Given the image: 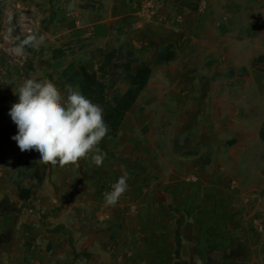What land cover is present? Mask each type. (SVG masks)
I'll return each instance as SVG.
<instances>
[{
    "label": "crops",
    "instance_id": "1",
    "mask_svg": "<svg viewBox=\"0 0 264 264\" xmlns=\"http://www.w3.org/2000/svg\"><path fill=\"white\" fill-rule=\"evenodd\" d=\"M99 1L102 8L96 10L81 8V0H57L56 5L47 0L48 12L55 14L56 7L61 23L56 24L51 14L40 20L34 33L43 35L44 43L38 51H25L33 60L20 71L19 80L51 79L63 89L58 80L63 67L74 61L96 71L101 60L95 49L116 41L135 53L138 66L146 64L152 70L131 109L137 121L176 115L177 109L175 112L169 102L178 101L180 81H151L154 70L172 64L176 57L166 65H157L158 51L173 45L177 53L176 45L191 40L210 62L211 39L227 38L232 21L225 17L215 28L210 13L217 0ZM147 3L153 5L152 10L147 9ZM0 4L4 14L5 5ZM219 4L224 8L229 3L220 0ZM262 20L250 21L245 27L247 42L238 45L234 58L240 68L248 70L250 62L264 53L261 42L262 47L253 46L256 36L259 41L264 38ZM202 37L206 41L198 39ZM57 49L63 51L62 56H54ZM89 53L94 60L89 61ZM10 84L11 97L3 105L7 120L0 123V264H184L201 253H220L225 264H264V169L251 153L257 143L264 145V127L249 128L243 111L224 117V107L210 103L225 95L205 96L201 112L218 116L213 113L216 119L208 123L209 129L201 125L195 150H207L217 143L224 152L227 143L217 141L218 136L229 139L228 144L235 141L228 151L231 154L234 149L235 157L213 154L206 165L196 159L166 158L161 153L152 158L156 148L150 140L152 129L142 131L128 118L130 111L117 138L101 143L107 154L102 166L90 159L80 160L79 166L46 165L42 186L33 190L29 201L21 202L12 183L17 162H38L39 153L21 152L12 139L18 129L8 113L19 97ZM196 109L194 103L188 116L194 117L192 110ZM124 172L129 177L125 198L115 206H105L103 191ZM233 172L244 175L234 179ZM192 176L197 180L185 181ZM33 184L30 175L23 178L24 186ZM256 221L261 230H256ZM197 246L201 249L196 253Z\"/></svg>",
    "mask_w": 264,
    "mask_h": 264
},
{
    "label": "rangeland",
    "instance_id": "2",
    "mask_svg": "<svg viewBox=\"0 0 264 264\" xmlns=\"http://www.w3.org/2000/svg\"><path fill=\"white\" fill-rule=\"evenodd\" d=\"M51 1L52 4L56 5L57 0ZM0 2L5 5V12L0 17L1 123L7 120V114L3 111V105L5 100L11 97L8 83H11L10 85L14 90H18L24 81L23 78L19 80L20 71H23L24 67L33 60L29 54H25L29 48H25L20 52H16L14 49L19 46L24 37L33 34L35 29H39L40 20L46 19L48 14L54 17L56 24L61 23V18L56 7H54L55 14L48 12L49 6L47 0H0ZM219 3L220 0H217L213 4V10L210 13L215 28H217L220 20L226 17L229 21H232L233 29L225 39H221L219 36L211 39L213 50L210 62H208V56H204L203 53L198 52V44H193L189 40L176 45L177 56L172 64L159 67L152 74L151 81L153 82L160 78L169 79V81L178 79L180 81L182 87L180 86L179 90L182 91L179 96L177 95L178 101L174 102V104L171 101L169 102V104L174 106L175 112L177 109L176 115L167 118H143L138 119V121L135 110H132L128 115L130 120L136 121L142 131L146 129L148 133L152 129L150 140H153L156 146L153 152L150 151L152 152L150 154L152 158L158 156L159 153L163 154L166 158L196 159L198 162L212 158L213 154H219L224 159L232 155L235 157L236 151L234 149L231 154L228 153L232 149L233 144H235V141L232 144H228L230 142L229 139L226 141V138L223 139L218 136L216 138L217 141H225L227 143V148L224 152L220 151V146L217 143L215 147L207 150H195L201 133V125L207 126L209 129L211 126H208V123L214 118V115L218 116V113L215 112H201V109L205 105V96L207 95H225L223 100L222 98L215 99L210 103L213 106H223L222 115L224 117L231 118L243 111L248 116V123L246 124L249 128L258 124L264 127V62L259 63L257 69L248 67V73L242 75L240 73V65L234 59L235 56H238V45L247 42L244 32L245 27L249 25L250 21L257 23V20L264 18V0H228L229 4H226L224 8L220 7ZM49 20H51V17ZM262 21L264 24V20ZM83 25L84 23H79V27ZM10 29L11 31H9ZM198 39L206 41L205 37ZM254 40L253 46L262 47L259 42L264 46V38L259 41L256 36ZM113 42L116 45L119 44L116 41ZM203 46L206 47L207 45ZM259 50L262 52L261 48ZM261 55L264 56V53ZM88 56L89 61L95 59L92 53H89ZM148 61L150 65H155L153 60ZM21 67H23L22 70H20ZM137 67L138 65H134V68ZM230 69L234 72L232 77L228 75V70ZM125 87V85H122L121 90H124ZM185 90L186 93H184ZM190 103L192 107L194 103L197 107L195 112L192 110L194 117L188 116V109L191 107ZM11 107L12 105L9 107V111ZM213 113L215 114L213 115ZM8 119H11L10 115ZM2 137L0 135V138ZM257 144L251 153L258 158L261 168L264 169V145L257 146ZM237 173H232V176L235 177L234 179H241L244 175L239 173L236 176ZM192 177L195 178V181L197 180L196 176ZM187 178H185V181H187ZM194 248L196 253L201 249L199 246ZM186 257H189L188 254ZM184 264H225V262H223L220 253H201L198 259L194 261L190 260V262L186 261Z\"/></svg>",
    "mask_w": 264,
    "mask_h": 264
},
{
    "label": "clouds",
    "instance_id": "3",
    "mask_svg": "<svg viewBox=\"0 0 264 264\" xmlns=\"http://www.w3.org/2000/svg\"><path fill=\"white\" fill-rule=\"evenodd\" d=\"M11 31V29L9 30ZM44 36L33 33L23 38L16 52L25 48L39 50ZM19 102L9 115L18 132L12 137L21 152L36 151L38 162L52 167L79 166L90 159L102 166L106 153L100 148L109 132L104 109L82 92L65 84L63 89L51 79L26 78L18 90ZM124 172L104 193L105 206H115L128 189Z\"/></svg>",
    "mask_w": 264,
    "mask_h": 264
},
{
    "label": "trees",
    "instance_id": "4",
    "mask_svg": "<svg viewBox=\"0 0 264 264\" xmlns=\"http://www.w3.org/2000/svg\"><path fill=\"white\" fill-rule=\"evenodd\" d=\"M80 7L100 10L102 5L99 0H81ZM3 11L4 6L0 4V16ZM95 53L101 60L96 71H90L85 65L72 61L59 71L58 80L62 85L71 84L74 89L79 90L94 103L103 107L104 119L109 126V132L102 142L113 141L117 138L126 115L131 111L146 87L152 70L146 64H140L134 68V65L139 64V59L123 43L116 45L111 41L105 47L96 48ZM62 55V50L54 51V56ZM175 57L174 46L167 45L158 51L156 63L157 65H166ZM262 62H264L263 55L253 59L249 67L257 69L258 64ZM240 73L247 74V68L241 67ZM228 75L232 77L233 70H229ZM99 76H104L105 80H101ZM121 85L126 86L124 91L121 90ZM209 160L207 158L200 163L206 165ZM26 175H30L34 180V184L30 187L23 185V178ZM46 176V165L35 161L19 160L15 179L12 181L17 189L19 201H29L33 190L42 186Z\"/></svg>",
    "mask_w": 264,
    "mask_h": 264
},
{
    "label": "built area",
    "instance_id": "5",
    "mask_svg": "<svg viewBox=\"0 0 264 264\" xmlns=\"http://www.w3.org/2000/svg\"><path fill=\"white\" fill-rule=\"evenodd\" d=\"M146 7H147V9H148L149 11L153 9V5H152L151 3H147ZM186 180H187V181H195V178H194V177H188ZM111 185H112V184H111ZM111 185H109V186L103 191V194H104L105 192L111 190ZM124 198H125V194H123V195L121 196V198L119 199V201L123 200ZM119 201H118V202H119ZM106 218L108 219V217H104V219H106ZM254 225H255L256 230H261V225H260L257 221L254 222Z\"/></svg>",
    "mask_w": 264,
    "mask_h": 264
}]
</instances>
